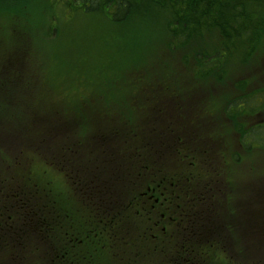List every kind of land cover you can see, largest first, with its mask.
Returning <instances> with one entry per match:
<instances>
[{"label":"rangeland","instance_id":"1","mask_svg":"<svg viewBox=\"0 0 264 264\" xmlns=\"http://www.w3.org/2000/svg\"><path fill=\"white\" fill-rule=\"evenodd\" d=\"M65 3V0H0V63L11 61V67L6 71L17 79L19 88L22 87L25 92L22 95L12 91L13 86L6 79L4 81V77H8L6 71L3 73V69L0 70V148L3 145L8 155L21 151L19 156L7 161L3 160L0 151V186L4 190L14 184L10 180L11 174H16V179L24 176L25 183L29 182L33 170L40 174L43 168L40 161L53 162L54 156L68 152L67 147L58 143V138L54 143L48 142V147H36L35 142L24 144L22 150L17 151L18 147L12 150L9 146L11 131L23 129L28 132L31 141H49L53 136L50 138L47 128L58 122L54 116L60 109L65 112L72 110L71 115L64 114L62 117L76 133V138L79 134L87 140L88 135H93L98 128L97 119L108 123L113 118L112 114L121 116L122 125L125 121H138L141 127L137 131L145 133L148 127L143 122L147 121L148 115L152 118L155 114L154 124L164 125V120L157 122L153 111L156 105L149 104L148 111L144 104L149 102L141 101L159 93L173 106L170 112L171 105L164 101L166 112L181 114L177 117L178 121L184 119V123L175 122L174 118L170 121L173 124L169 129L176 132H173V140L177 142L176 137L179 136L182 141L186 139L183 128L188 126L193 129L190 132L192 142L197 139L193 145L197 149L193 151L195 154L187 150L185 156L184 145L181 149L178 145L170 148L168 157L175 163L169 175H174L178 181L183 178L190 180L197 190L207 181L213 185L217 183L219 190L232 192L233 200L239 198V188L264 190V32H260V43L249 49L250 54L245 53L247 42L241 36H233L237 40L236 45H230L231 50L225 54L220 51L218 69L203 73L193 61L183 58L191 55L194 48H206L211 43L218 46L219 40L212 42L215 36H208L207 33L198 46L192 43L170 50L168 40L165 41L160 32L150 29L152 27L142 19L134 18L125 25L116 26L104 18L72 11L64 6ZM261 17L264 26V8ZM139 21L146 25L147 30L139 31ZM254 33L253 38L256 37ZM214 44L212 46H216ZM155 85L160 88H153ZM9 93L14 94L11 100L7 99ZM133 97L141 100L135 101L137 98ZM199 97L195 104V98ZM100 113L105 119L96 115ZM36 119L40 120L37 122ZM259 122L263 123L260 125L262 129L253 127ZM154 130L159 135L161 128ZM94 138L90 136L91 143L97 147L104 146ZM138 143L142 142H134L133 149L139 148ZM81 153L86 159H92L85 149ZM28 155L34 159L28 160ZM183 155L191 157L195 166L188 164L186 159L181 161ZM90 166L92 168L91 163ZM90 166L83 164L81 168ZM92 169L97 174L98 171ZM48 170L51 181H55L53 169ZM31 178L32 181L26 184L27 192L22 187L18 188V192H22L31 205L50 203L51 199L46 200V195L52 194L58 184L54 187L38 176ZM37 182L48 187L42 194L44 202L28 194L31 184ZM4 195L5 192L0 191V197ZM261 205L264 209V200ZM11 206L0 205V223L12 227L19 225L20 216L12 212L14 207ZM224 208L230 207L224 205ZM29 209L32 208L23 207V214L30 216ZM45 216L48 221L50 215ZM80 231L81 235H86L82 229ZM34 237L26 234L27 243ZM49 240H52L51 237ZM86 240V237L82 239L84 244L76 247L74 254L83 250L89 260L92 253L86 243L91 240ZM145 245L144 242L143 247ZM28 257L30 264L37 261L45 264L38 260L36 250V258L32 256L31 260ZM95 260L104 263L99 256Z\"/></svg>","mask_w":264,"mask_h":264},{"label":"flooded vegetation","instance_id":"2","mask_svg":"<svg viewBox=\"0 0 264 264\" xmlns=\"http://www.w3.org/2000/svg\"><path fill=\"white\" fill-rule=\"evenodd\" d=\"M9 67L10 60L0 63L3 73ZM6 73L8 77H4V81L6 79L7 83L13 86L11 90L18 93L17 79L9 76L8 71ZM23 90L19 89L22 95L25 94ZM13 96L14 94L9 93L7 99L11 100ZM183 130L187 135L182 141V146L186 149L182 153L186 156V151L189 150L191 154H195L197 149L193 148V145L197 139L192 142L193 137H190L193 129L188 126ZM194 137L197 138L196 134ZM152 139L148 143L151 149V156L147 159L148 172L142 174L138 172V160L122 159L117 169L109 173L108 179H100L97 176L99 172L91 173L90 159H87L90 167L83 169L72 161L69 151L54 156L51 165L54 166L55 181H52L51 185L55 187L58 184H54L56 181L62 183L64 178H68L69 191L73 192L69 202L67 199L64 202L60 197L59 184L53 189L50 198L46 195V200L51 199V205H31L27 197L18 192L19 187L27 192L24 176L17 179L12 177L10 180L14 181V184H10L7 190L0 186L1 193L5 192V195L0 197V205H12V212L19 213L20 216L19 225L11 227L0 223V264H30L28 255L32 260L35 250L38 260L44 261L45 264H62L64 260L67 261L64 264H87V261L89 264H100L95 260L97 256L104 262L112 259V247L124 238L132 240L135 232L138 233L137 239H140L138 246H143L144 242L148 245L164 243L166 238L170 240L165 243L173 244L171 239L179 228L182 232V252L173 254L172 264H203L198 255L187 253L188 248L184 246L190 243L216 244L213 249L217 246L221 248L220 244H224L225 249L228 247L226 250L222 247L220 251L218 248L212 251V264H219L218 261H223L225 255L227 264H264V209L261 205L264 190L239 188V198L233 200L232 192L219 190L217 183L213 185L207 181L197 190L194 183L186 178L179 181L175 178L172 181L175 176L168 174L171 168L170 160L167 157L154 156L156 142H162V138ZM101 142L104 143V140ZM118 145L116 140L107 141L108 150H117ZM165 148L167 153L169 147L166 145ZM84 149L88 156L95 158L91 156L90 143H86ZM184 155L180 160L185 162L186 159L188 164L194 167L195 161ZM20 181L24 183L20 184ZM64 187L68 192V188L65 185ZM45 190L42 188V192L37 193L43 202L45 200L42 194ZM129 192L131 196L128 195ZM5 196L9 198L4 199ZM125 197L127 199H124ZM224 205L230 208L225 209ZM27 206L32 208L28 210L30 216L24 215L22 211L23 207ZM45 215H50L48 221ZM143 224L147 228L141 227ZM173 225L174 229L170 230ZM80 229L86 233L85 236L81 235ZM26 234L35 237L27 243ZM84 237L91 240H86V245L92 253L89 260L84 256L83 250L78 251L77 255L74 254L76 247L84 244ZM51 243H54L51 247L47 246ZM157 247L156 245L155 248ZM167 257L165 255L164 259ZM119 261L120 259L114 258L115 264ZM34 264L39 263L37 261Z\"/></svg>","mask_w":264,"mask_h":264},{"label":"trees","instance_id":"3","mask_svg":"<svg viewBox=\"0 0 264 264\" xmlns=\"http://www.w3.org/2000/svg\"><path fill=\"white\" fill-rule=\"evenodd\" d=\"M65 7L71 9L72 11H83L85 14L89 13L93 16H98L100 18H104L109 23L122 26L133 20L134 18L142 19L148 23V25L154 29V31L160 32V34L165 38V41L168 40V45L170 46V50L179 49L181 47H185L192 43L197 44L204 37L205 34H209L208 36H215L212 42H216L218 46L214 43L211 45L205 46L206 48H194L191 55H186L183 59L187 61L195 62L196 68L203 73H208L212 70L217 69V63L220 62V51H223L225 54L228 50H231L230 45H236V41L233 36H241V39L245 40L246 49L245 53L250 54V50L254 49L255 44L260 43V32H264V26L262 25L263 20L261 17V11L264 8V0H65ZM153 22V23H151ZM151 23V24H149ZM139 31L147 30L146 25L139 21ZM259 32V33H254ZM254 33L255 38L252 37ZM245 37H242V36ZM250 38V40L247 38ZM242 43V41H240ZM212 44L216 46H212ZM200 46V45H199ZM250 49V50H249ZM165 54V53H164ZM212 65V66H211ZM157 75V74H156ZM164 77V76H162ZM153 88H160L157 85ZM156 91H160L157 89ZM159 94L153 95L152 97L149 95L145 99V101L149 102L144 104L145 108L150 111L151 105L155 104L156 110L153 111L157 115V122L161 123L163 113L166 112L167 107L166 104H170V100L167 102L164 100L163 96ZM159 96V97H157ZM166 102V104L164 103ZM140 102V101H139ZM62 109V108H61ZM69 112H65V110H60L56 114V119L58 118V122L50 125L47 128L53 136L48 142L54 143L58 138V143H62L64 147H67L69 153L71 154L72 161L81 167L83 164H88V160L80 154L82 149H84L86 143H90L91 145V156L95 157L91 159L92 168H96L99 172L98 177L101 178H109V173L115 171L117 166L122 162V159H136L138 157V172L145 173L147 170V158H148V142L151 141L152 136L155 133V128L157 127L154 124L153 119L150 115L147 116V121L143 122L148 130L144 128L147 132L139 133L137 130L139 127L137 121H125L124 125H122V121L119 123L120 119L118 116H111L110 121L106 124L104 122L107 121H98V128L94 131L93 135H88V139L82 135L78 134V138H76V133L71 129L70 125L64 120L62 115H71L72 110H68ZM162 113V114H161ZM100 119H105L102 115ZM50 117V116H47ZM60 118V119H59ZM174 118L175 122H178L174 116L171 117L169 121H172ZM37 122L40 119H36ZM181 122V121H180ZM169 124V128L171 125ZM106 125V126H105ZM119 127V128H116ZM161 128L158 132V136H163L168 138H174L176 132L173 130L158 126ZM110 130H107V129ZM23 130V129H22ZM124 130V131H123ZM174 132V133H173ZM179 133V132H178ZM13 137L11 139L16 143L26 142V144L35 143L37 141V147H40V144L43 145L42 141L39 140L31 141L28 139V132H12ZM180 134V133H179ZM178 134V135H179ZM31 136V133H30ZM90 136H94V140H104V146L97 147L95 143H91ZM21 139V140H20ZM34 139V138H33ZM177 142H175V147L178 145L180 147L181 139L176 137ZM85 140V141H84ZM121 141L124 143L120 145L117 150H108L107 141ZM153 140V139H152ZM155 140V139H154ZM99 141V142H100ZM141 141L139 144V148L129 149L128 144ZM40 143V144H39ZM99 145V144H98ZM132 147V145H130ZM164 146V145H163ZM161 146V149H163ZM2 149V148H1ZM75 149L77 153H75ZM138 149L141 151V155L139 154ZM3 150V149H2ZM115 155H113L112 153ZM129 153V154H128ZM34 156V155H33ZM77 156V157H76ZM114 157V158H113ZM28 160L32 161L34 158L31 156L27 157ZM134 158V159H133ZM42 170L40 174H37L34 170L31 176L35 178L40 177V179L44 182H49L51 184V175L49 176V170L53 169V165H49L45 162L42 163ZM48 167V168H47ZM54 170V169H53ZM92 174H96L93 169ZM55 173V172H54ZM62 175L63 172H60ZM65 173V172H64ZM28 179L29 182L32 181V178ZM48 176V177H47ZM96 176V177H97ZM16 179V175L11 176ZM27 177V176H26ZM34 178V179H35ZM61 178V175H60ZM174 177L172 181L175 179ZM68 179V178H67ZM67 179L64 178L62 183L60 181H56L54 184L58 183L61 185L58 193L61 194V198L64 200L67 199V202L72 198L73 192L69 191L67 185ZM12 181V180H11ZM65 181V182H64ZM110 181V180H109ZM26 181V184L29 183ZM142 182L141 180L139 181ZM108 183V182H106ZM39 183H32L31 186L35 188V196L37 195L36 188L39 186ZM64 185L68 188L64 187ZM40 188H47L45 185H40ZM55 192V191H54ZM33 195V196H34ZM130 192H129V194ZM37 195L36 197H38ZM129 198V197H128ZM124 199H127L126 197ZM48 203V201H47ZM37 204V203H36ZM35 204V205H36ZM52 202L48 203L51 205ZM141 227L147 228L145 224ZM174 225L170 227V230H173ZM138 233L135 232L134 238L132 240L123 239L122 242H118L112 247L111 257L112 259L104 262L103 264H115L114 258L120 259L118 264H172L173 254H180L182 252L181 241L180 238L182 236V232L179 230H175L174 236L171 239L173 244H167L170 239H165V242H160L155 245H145L138 246L140 243V239H137L136 235ZM158 246L155 248V246ZM216 244H187L184 247L188 248L187 253H192L193 255H198L200 260H202L203 264H212V251L218 248V251L221 250L224 244H220L221 248L218 246L214 248ZM238 245V244H236ZM228 247H226L227 249ZM225 249V250H226ZM228 252V250H227ZM165 255L168 257L164 259ZM256 257V256H253ZM222 260V258H219ZM170 261V262H169ZM219 264H227L225 259L223 261H218Z\"/></svg>","mask_w":264,"mask_h":264}]
</instances>
